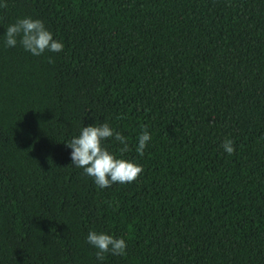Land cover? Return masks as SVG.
Wrapping results in <instances>:
<instances>
[{
	"label": "trees",
	"instance_id": "trees-1",
	"mask_svg": "<svg viewBox=\"0 0 264 264\" xmlns=\"http://www.w3.org/2000/svg\"><path fill=\"white\" fill-rule=\"evenodd\" d=\"M5 2L0 264H264V0ZM23 17L63 50L7 46ZM104 123L128 150L103 146L143 167L131 183L71 163L65 143ZM90 230L126 254L97 260Z\"/></svg>",
	"mask_w": 264,
	"mask_h": 264
},
{
	"label": "clouds",
	"instance_id": "clouds-1",
	"mask_svg": "<svg viewBox=\"0 0 264 264\" xmlns=\"http://www.w3.org/2000/svg\"><path fill=\"white\" fill-rule=\"evenodd\" d=\"M6 8L7 3L0 4ZM23 48L33 55H41L45 50L60 52L63 50V43L53 39L52 33L45 27L40 19L31 17L17 18L10 24L5 33V43L7 46L14 47L17 39ZM54 62L49 57V63ZM114 138L124 144L120 149L121 153L128 150L126 138L118 131L107 124L83 126L78 136H74L68 141L66 146L71 149V163L77 168H82L84 173L93 177L94 183L100 188L110 187L114 183H131L143 172V167L133 161L118 158L110 153L102 144V141ZM152 139L147 131H143L138 138L136 152L144 154L147 142ZM225 152L231 155L234 151L233 142L225 139L223 142ZM87 242L97 249L95 255L97 260L103 261L106 253L116 256L126 254V241L123 238L113 235L90 230L87 234Z\"/></svg>",
	"mask_w": 264,
	"mask_h": 264
}]
</instances>
